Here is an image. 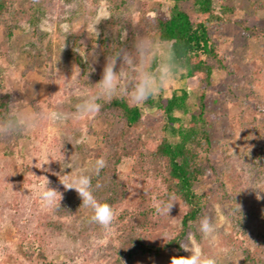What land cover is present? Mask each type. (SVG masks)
<instances>
[{"label":"rangeland","instance_id":"374dc122","mask_svg":"<svg viewBox=\"0 0 264 264\" xmlns=\"http://www.w3.org/2000/svg\"><path fill=\"white\" fill-rule=\"evenodd\" d=\"M28 1L15 0L17 12L23 13ZM49 2L36 35L22 21L9 38L0 24V75L8 112L73 113L83 96L94 93L92 85L102 77L109 56L104 45L110 44L109 50L114 46L131 49L140 35L131 30L137 27L142 4L149 18L165 14L170 5L169 0ZM229 4L235 12L210 32L233 75L216 71L213 76L208 93L213 170L196 187L209 197L199 220L209 217L215 232L204 236L198 220L184 242L215 264H242L241 246L246 243L253 247L256 259L264 260V0H229ZM122 30L126 32L123 39ZM197 86L195 79H186L181 72L154 98L155 106L140 105L143 138L161 137L160 101L185 90L192 105ZM118 128L114 117L99 112L69 119L60 128L44 120L16 135L22 155L6 157L0 150V264H112L119 215L136 210L142 194L159 192L160 184L139 176L135 161L124 159L119 174L127 194L107 229L93 226L91 209L83 206L75 189L63 184L79 187L74 183L78 176L90 179L96 173L95 162H106L109 154L103 137ZM10 141L11 137L0 136V148ZM48 181L61 193L56 195L60 206L55 209L40 199ZM91 190L97 199L107 191L105 184ZM184 212L180 202L169 214L165 211L159 224L142 233L147 244L163 246L173 238ZM27 243L40 250L45 260L26 257L22 246ZM190 254L182 248V256ZM173 257L165 254L151 264H171Z\"/></svg>","mask_w":264,"mask_h":264},{"label":"trees","instance_id":"16d2710c","mask_svg":"<svg viewBox=\"0 0 264 264\" xmlns=\"http://www.w3.org/2000/svg\"><path fill=\"white\" fill-rule=\"evenodd\" d=\"M14 1L0 0V24L4 27L5 36L10 38L22 21L28 22L33 27V35H36L50 0H29L23 13L17 12ZM169 2L167 12L155 18L146 16L147 7L142 4L137 27L130 30L172 41L177 57L182 62L185 78L197 81V94L192 105L188 102L189 94L185 90L173 93L163 103L159 102L158 108L164 122L158 140L143 138L139 129L143 117L140 105L131 104L127 98L103 103L99 113L114 117L120 128L104 135L103 143L109 154L105 166L90 178L92 187L106 185L107 191L98 199L109 204L113 213L125 199L127 187L119 174L124 159L134 160L137 174L150 177L161 187L157 193L145 191L136 210L124 211L119 215L121 225L117 246L113 249L112 264H151L165 254L182 256L181 244L186 241L209 202V197L196 189L206 174L213 170L211 154L214 132L208 93L216 71L233 75L225 56L212 40L210 28L227 23V17L235 10L229 0ZM252 31L255 35L259 33L257 29ZM104 46L110 55V46ZM2 90L0 75V115L8 112L9 107L8 96ZM145 104L155 106L156 102L153 98ZM0 150L6 157L22 155L16 135L11 136V141L2 145ZM221 191H224L223 186ZM169 197H174L184 207L180 228L163 246L149 245L142 233L161 222L165 211L157 209L162 203L169 202ZM92 224L94 227L99 226L93 221ZM241 249L242 264H264V260L256 259L249 243L243 244ZM22 250L30 260H45L44 254L35 249L33 244L27 243L22 246Z\"/></svg>","mask_w":264,"mask_h":264},{"label":"clouds","instance_id":"9594fccd","mask_svg":"<svg viewBox=\"0 0 264 264\" xmlns=\"http://www.w3.org/2000/svg\"><path fill=\"white\" fill-rule=\"evenodd\" d=\"M126 35L122 30L121 39ZM119 68L117 70V66ZM182 62L178 59L174 43L167 39H156L148 34L137 35L132 48L114 46L107 57L101 79L92 85L94 93L85 95L76 104L73 113L62 111L43 112H5L0 115V136L11 137L21 134L27 129L37 127L41 121L47 120L54 127H62L69 119L83 118L98 113L105 102L117 98H127L133 105L145 104L149 99L156 98L183 72ZM105 166L103 159L93 165L95 170ZM48 180V179H47ZM62 183V182H61ZM79 187L65 186L75 189L82 198L84 207L91 209V220L103 228L110 227L113 219V209L100 201L91 190L90 179L87 175L78 176L74 182ZM58 192L47 185L40 191V199L46 207L55 209L60 206L56 202ZM62 198V197H61ZM169 202L162 203L158 211L168 214L176 202L174 197ZM199 230L210 237L215 232V225L209 217L199 220ZM181 247L190 251L189 256H177L171 259V264H215L213 258L205 257L201 253L191 251L186 243Z\"/></svg>","mask_w":264,"mask_h":264}]
</instances>
